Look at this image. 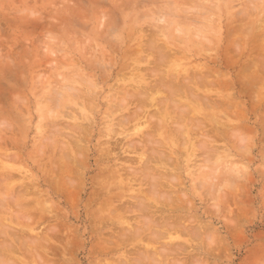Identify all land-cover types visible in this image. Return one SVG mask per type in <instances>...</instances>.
I'll return each mask as SVG.
<instances>
[{
  "label": "rangeland",
  "instance_id": "374dc122",
  "mask_svg": "<svg viewBox=\"0 0 264 264\" xmlns=\"http://www.w3.org/2000/svg\"><path fill=\"white\" fill-rule=\"evenodd\" d=\"M262 69L264 0H0V264H264Z\"/></svg>",
  "mask_w": 264,
  "mask_h": 264
},
{
  "label": "bare ground",
  "instance_id": "6f19581e",
  "mask_svg": "<svg viewBox=\"0 0 264 264\" xmlns=\"http://www.w3.org/2000/svg\"><path fill=\"white\" fill-rule=\"evenodd\" d=\"M234 30H235V29H234ZM234 35H235V34H234ZM236 35H237V34H236ZM236 35H235V36H236ZM255 36H256V35H255ZM261 37H262V36H261ZM149 38H150V36H149ZM149 38H148V39H149ZM234 38H235V37H234ZM234 38H233V40H234ZM152 39H153V38H152ZM239 39H240V38H239ZM255 39H256V38H255ZM154 40H155V39H153V41H154ZM153 41H152V42H153ZM146 42H149V41H146ZM155 42H156V41H155ZM233 42H234V41H233ZM237 42H238V41H237ZM235 43H236V42H235ZM235 43H234V44H235ZM232 44H233V43H232ZM236 44H237V43H236ZM238 44H239V43H238ZM238 44H237V45H238ZM157 46H158V45H157ZM145 47H146V46H145ZM160 47H162V46H160ZM160 47H159V48H160ZM146 48H147V47H146ZM159 48H158V49H159ZM152 49H153V48H152ZM156 49H157V48H156ZM161 49H164V48H161ZM146 50H148V48H147ZM146 50H145V51H146ZM159 50H160V49H159ZM229 50H230V49H229ZM234 50H235V48H234ZM234 50H233V52H234ZM171 51H172V50H171ZM230 51H231V50H230ZM236 51H237V50H236ZM148 52H149V51H148ZM169 53H170V52H169ZM251 53H252V52H251ZM239 54H240V53H239ZM149 55H151V54H149ZM165 55H166V54H165ZM163 56H164V54H163ZM163 56H162V57H163ZM168 56H169V54H168ZM164 57H165V56H164ZM234 57H235V56H234ZM253 58H254V57H253ZM160 59H161V58H160ZM156 60H157V59H156ZM256 60H257V59H256ZM261 60H262V59H261ZM154 61H155V60H154ZM248 61H249V60H248ZM248 61H247V64H248ZM156 62H157V61H156ZM152 63H153V62H152ZM154 64H155V63H154ZM260 65H261V63H260ZM260 65H259V66H260ZM245 66H246V65H245ZM249 66H250V65H249ZM251 66H252V65H251ZM259 66H258V67H259ZM153 67H154V66H153ZM242 67H243V66H242ZM262 67H263V66H262ZM148 68H149V67H148ZM246 68L248 69V68H250V67H246ZM246 68H245V69H246ZM149 69H150V68H149ZM153 69H154V68H153ZM155 69H156V68H155ZM245 69H244V70H245ZM156 70H157V69H156ZM258 70H259V69H258ZM262 70H263V69H262ZM158 71H159V70H158ZM189 71H190V70H189ZM263 71H264V70H263ZM163 72H164V71H163ZM203 72H204V71H203ZM193 73H194V72H193ZM204 73L206 74V72H204ZM208 73H209V72H208ZM150 74H151V72H150ZM198 74H199V73H197V75H198ZM262 74H263V73H262ZM151 75H152V74H151ZM156 75H157V74H156ZM190 75H192V74H190ZM194 75H196V73H195ZM211 75H212V74H211ZM211 75H210L209 77H211ZM158 76H159V75H158ZM205 76H206V75H205ZM213 76H214V74H213ZM159 77H160V76H159ZM159 77H158V78H159ZM180 77H181V76H180ZM158 78H157V79H158ZM171 78H172V77H171ZM194 78H195V77H194ZM194 78L191 77V79H194ZM196 78H197V76H196ZM196 78H195V79H196ZM202 78H203V77H202ZM206 78H208V77L206 76ZM159 79H160V78H159ZM173 79H174V77H173ZM197 79H198V78H197ZM174 80H175V79H174ZM183 80H184V79H183ZM183 80H181V81H183ZM188 80H189V79H188ZM199 80H200V79H199ZM202 80H203V79H202ZM202 80H200V82H202ZM205 80H207V79H205ZM166 81H167V80H166ZM166 81H165V82H166ZM168 81H169V79H168ZM181 81H180V82H181ZM185 81H186V79H185ZM185 81H184V82H185ZM193 81H194V80H193ZM180 82H179V83H180ZM197 82H198V80H197ZM197 82H196V83H197ZM203 82H204V81H203ZM206 82H208V81H206ZM158 83H159V81H158ZM166 83H167V82H166ZM181 83H182V82H181ZM181 83H180V84H181ZM153 84H154V83H152V85H153ZM229 84H230V83H229ZM183 85H184V84H183ZM207 85H208V84H207ZM211 85H212V84H211ZM149 86H150V84H149ZM161 86H162V84H161ZM202 86H203V85H202ZM154 87H156V86H154ZM200 87H201V86H200ZM162 88H163V87H162ZM172 88H173V87H171V89H172ZM188 88H191V87H188ZM168 89H169V88H167V90H168ZM171 89H170V90H171ZM180 89H181V88H180ZM149 90H150V89H149ZM161 90H162V89H161ZM161 90H159V91H161ZM167 90H166V91H167ZM175 90H176V89H175ZM175 90H173V91H174L173 94L175 93ZM177 90H178V89H177ZM191 90H192V88H191ZM243 90H244V89H243ZM147 91H148V90H147ZM168 91H169V90H168ZM262 92H263V91H262ZM188 93H189V91H188ZM188 93H187V94H188ZM175 94H176V93H175ZM192 94H193V93H192ZM192 94L189 93V97H192ZM194 94H195V93H194ZM194 94H193V95H194ZM140 95H141V94H140ZM143 95H144V94H143ZM196 95H197V94H196ZM196 95H195V96H196ZM231 95H232V94H231ZM253 95H254V94H253ZM141 96H142V95H141ZM193 97H194V96H193ZM231 97H232V96H231ZM144 98H146V96H145ZM194 98H195V97H194ZM199 98H200V97H199ZM201 98H203V97H201ZM201 98H200V99H201ZM227 98H228V97H227ZM227 98H226V99H227ZM147 99H148V98H147ZM196 99H197V98H196ZM200 99H199V100H200ZM204 100H205V98H204ZM206 100H207V99H206ZM201 101L203 102V99H202ZM207 101H208V100H207ZM210 101H211V100H210ZM134 102H135V101H134ZM138 102H139V101H137V103H138ZM204 102H205V101H204ZM218 102H219V101H218ZM263 102H264V101H263ZM131 103H132V102H131ZM214 103H215V102H214ZM242 103H243V102H242ZM135 104H136V102H135ZM203 104H206V103H203ZM219 104H220V103H219ZM222 104L225 105L224 103H222ZM230 104H233V105H234V103H230ZM236 104H237V103H236ZM226 105H227V104H226ZM237 105H238V104H237ZM219 106H220V105H219ZM258 106H259V105H258ZM225 107H227V106H225ZM231 107H232V106H231ZM238 107H239V106H238ZM152 108H153V107H152ZM139 109H140V108H139ZM149 109H150V108H149ZM133 110H135V109H133ZM229 110H231V109H229ZM135 111H136V112H139V111L141 112V110H139V111L135 110ZM129 112H130V111H129ZM131 112H132V111H131ZM140 112H139V113H140ZM149 113H150V111H149ZM186 113H187V112H186ZM242 113H243V112H242ZM184 114H185V113H184ZM134 115H135V113H134ZM186 115H188V113H187ZM186 115H185V116H186ZM123 116H124V115H123ZM125 116H126V115H125ZM142 116H143V115H142ZM126 117H127V116H126ZM132 117H133V115H132L131 118H130L131 120H133ZM238 117H239V116H238ZM177 118H178V117H177ZM126 119H128V118H126ZM178 119H179V118H178ZM188 119H189V118H188ZM242 119H245V118L242 117ZM179 120H180V119H179ZM189 120H190V119H189ZM125 122H126V121H125ZM214 123H215V121H214ZM173 124H175V123L173 122ZM118 125H119V124H118ZM176 125H177V124H176ZM180 125H181V124H180ZM194 125H195V124H194ZM205 125H206V124H205ZM205 125L203 124V126H205ZM181 126H182V125H181ZM245 126H246V125H245ZM247 126H248V125H247ZM177 127L179 128V125H177ZM198 127H200V126H198ZM238 128H239V127H238ZM181 129H182V127H181ZM181 129H180V130H181ZM228 129H229V128H228ZM228 129H227V130H228ZM199 130H200V129H199ZM212 130H213V129H212ZM218 130H219V129H218ZM231 130H232V129H231ZM234 130H235V129H234ZM234 130H233V131H234ZM112 131L115 132L114 130H112ZM183 131H184V129H183ZM229 131H230V130H229ZM233 131H230V133L233 132ZM235 131H236V130H235ZM194 132H195V131H194ZM200 132H201V130H200ZM222 132H223V131H222ZM115 133H116V132H115ZM208 133H209V132H208ZM188 134H189V133H188ZM198 134H199V132H198ZM200 134H202V133H200ZM232 134H235V133H232ZM144 135H145V134H144ZM144 135H143V136H144ZM209 135H210V134H209ZM199 136L202 137L203 135H202V136L199 135ZM206 136H207V135H205V137H206ZM234 136H235V135H234ZM210 137H211V136H210ZM229 137L232 139V136H229ZM235 137H236V136H235ZM235 137H233V138H235ZM144 138H145V137H144ZM147 138H149V137H147ZM147 138H146V139H147ZM202 138H204V136H203ZM202 138H201V139H202ZM206 138H207V137H206ZM121 139H122V138H121ZM140 139H141V138H140ZM207 139H208V138H207ZM211 139H212V138H211ZM211 139H209V140H211ZM213 139H214V138H213ZM213 139H212V140H213ZM202 140H203V139H202ZM216 140L218 141V139H215L214 142H215ZM138 141H139V140H138ZM146 141H147V140H146ZM203 141H204V140H203ZM118 142H119V141H118ZM132 142H133V141H132ZM114 143H115V141H114ZM116 143H117V142H116ZM148 143H149V142H148ZM151 143H152V145H153V149L155 150L153 142H150L149 144L151 145ZM76 144H77V143H76ZM125 144H126V143H125ZM144 144H145V143H144ZM149 144H148V145H149ZM117 145H118V144H117ZM135 145H137V144H135ZM145 145H146V144H145ZM204 145H205V144H204ZM77 146H78V145H77ZM127 146H128V145H127ZM155 146H156V145H155ZM205 146H206V145H205ZM207 146H208V144H207ZM114 147H115V146H114ZM128 147H129V146H128ZM130 147H131V146H130ZM130 147H129V149L131 150ZM136 147H137V146H136ZM136 147H135V149H136ZM157 147H159V145H158ZM213 147H215V146H213ZM150 148H151V147H150ZM150 148L148 147V149H150ZM210 148H211V147H210ZM113 149H114V148H113ZM116 149H117V148H116ZM125 149H126V148H125ZM215 149H216V148H215ZM151 150H152V149H151ZM211 150H212V149H211ZM109 151H110V150H109ZM125 151H127V150H125ZM145 151H147V150H145ZM158 151H159V150H158ZM158 151H157V152H158ZM57 152H58V151H57ZM112 152H113V151H112ZM116 152H117V151H116ZM162 152H163V151H162ZM162 152H160V154H162ZM49 153H50V152H49ZM144 153H145V152H144ZM155 153H156V152H155ZM155 153H154V154H155ZM45 154H46V152H45ZM66 154H67V153H66ZM111 154H112V153H111ZM147 154H148V153H147ZM147 154H146V155H147ZM151 154H152V153H150V155H151ZM157 154H158V153H157ZM160 154H159V155H160ZM100 155H101V154H100ZM102 155H103V154H102ZM109 155H110V154H109ZM114 155H115V154H114ZM150 155L148 154L149 157H150ZM159 155H158V156H159ZM68 156H69V155H68ZM152 156H153V155H152ZM163 156H165V155H163ZM69 157H71V156H69ZM106 157H107V156H104V159H106ZM109 157H110V156H109ZM140 157H141V156H140ZM153 157L155 158V156H153ZM160 157H161V155H160ZM121 158H122V157H121ZM118 159H120V158H118ZM126 159H128V158H126ZM146 159H148V158L146 157ZM151 159H152V158H151ZM151 159H150V160H151ZM161 159H162V158H161ZM163 159H164V157H163ZM163 159H162V160H163ZM144 160H145V159H144ZM162 160H160V161H162ZM53 161H54V159H53ZM65 161H66V159H65ZM94 161H95V160H94ZM123 161H124V159H123ZM127 161H128V160H127ZM138 161H139V160H138ZM167 161H168V157H167ZM54 162H55V161H54ZM67 162H68V161H67ZM129 162H130V161H129ZM142 162H143V161H142ZM151 162H152V160H151ZM155 162H157V161H155ZM139 163H140V162H139ZM147 163H148V162H147ZM172 163H173V162H172ZM135 164H136V163H135ZM160 164L162 165V163H160ZM110 165H112V164H110ZM145 165H146V164H143V166H145ZM52 166H53V165H52ZM55 166H56V165H55ZM121 167H122V166H121ZM145 167H146V166H145ZM150 167H151V165H150ZM54 168H55V167H54ZM56 168H57V167H56ZM147 168H149V166L146 167V170H145L146 172H147ZM122 169H123V168H122ZM131 169H132V168H131ZM135 169H137V168H135ZM135 169H134V170H135ZM144 169H145V168H144ZM149 169H150V168H149ZM152 169H153V168H152ZM54 170H55V169H54ZM157 170H158V169H157ZM165 170H166V169H165ZM105 171H106V170H105ZM120 171H121V170H120ZM124 171H125V169H124ZM143 171H144V170H143ZM149 171H150V170H149ZM154 171H155V170H154ZM55 172H56V171H55ZM64 172H65V171H64ZM135 172H136V171H135ZM139 172H140V171H139ZM131 173H132V172H131ZM149 173H150V172H149ZM158 173H159V171H158ZM162 173H164V172L162 171ZM2 174H3V173H2ZM44 174H45V173H44ZM62 174H63V173H62ZM122 174H123V173H122ZM123 175H124V174H123ZM157 175H158V174H157ZM165 175H166V174H165ZM165 175H164V176H165ZM3 176H4V175H3ZM62 176H63V175H62ZM64 176H65V175H64ZM164 176L162 175V177H164ZM167 176H170V175H167ZM171 176H172V175H171ZM174 176H175V175H174ZM7 177H8V176H7ZM162 177H161V178H162ZM172 177H173V176H172ZM5 178H6V177H5ZM5 178H4V179H5ZM149 178H150V177H149ZM166 178L168 179V177H166ZM169 178H170V177H169ZM175 178H176V177H175ZM64 179H65V177H64ZM143 179H144V178H143ZM162 179H163V178H162ZM162 179H161V180H162ZM164 179H165V178H164ZM2 180H3V179H2ZM65 180H66V179H65ZM159 180H160V178H159ZM161 180H160V181H161ZM136 181H137V179H136ZM140 181H142V180H140ZM165 181H166V180H165ZM168 181H170V180H168ZM171 182H172V181H170V183H171ZM0 183H1V182H0ZM67 183H68V182H67ZM127 183H128V182H127ZM157 183H158V182H157ZM162 183H163V182H162ZM162 183H160V184L162 185ZM172 183H174V182H172ZM172 183H171V184H172ZM34 184H35V182H34ZM64 184H66V182H65ZM155 184H156V183H155ZM23 185H24V184H23ZM67 185H68V184H67ZM134 185H136V184H134ZM134 185H133V186H134ZM161 185H159V186H161ZM173 185H174V184H173ZM27 186H29V185H27ZM22 187H23V186H22ZM146 187H147V186H146ZM24 188H25V187H23V189H24ZM152 188H153V187H152ZM3 189H4V188H3ZM15 189H16V188H15ZM29 189H31V188H29ZM93 189H94V188H93ZM145 189H146V188H145ZM147 189H148V188H147ZM147 189H146V190H147ZM150 189H151V188L149 187L148 190L150 191ZM21 190H22V189H21ZM140 190H142V189H140ZM160 190H161V189H160ZM19 191H20V190H19ZM25 191H27V190L25 189ZM93 191H94V190H93ZM144 191H145V190H144ZM149 191H148V192H149ZM151 191H153V190H151ZM154 191H155V190H154ZM157 191H158V190H157ZM0 192H2V190H0ZM15 192H17V191H15ZM22 192H23V191H22ZM141 192H142V191H141ZM161 192H162V191H161ZM164 192H166V191H164ZM13 193H14V192H13ZM17 193H19V192H17ZM144 193H145V192H144ZM171 193H172V196H174V193H173V192H171ZM36 194H37V193H36ZM159 194H162V195H163L164 193L162 192V193H159ZM167 194H168V193H167ZM176 194H178V193H176ZM40 195H41V194H40ZM61 195H62V194H61ZM169 195H170V194H169ZM1 196L3 197V192H2V194H1ZM24 196H25V195H24ZM132 196H133V195H132ZM132 196H130V198H131ZM160 196H161V195H160ZM13 197H14V196H13ZM138 197H140V196H138ZM163 197H165V195H164ZM8 198H9V197H8ZM11 198H12V196L10 197L9 201L11 200ZM112 198H113V197H112ZM135 198H136V197H135ZM3 199H4V197H3ZM87 199H90V198H87ZM114 199L116 200L117 198H114ZM138 199H139V198H136V199H134V200H138ZM143 199H144V198H143ZM143 199L141 198L142 201H143ZM162 199H163V198H162ZM173 199H174V198H173ZM6 200H7V198H6ZM139 200H140V199H139ZM141 200H140V203H142ZM166 200H167V198H166ZM166 200H165L164 202H168V201H166ZM183 200H184V199H183ZM3 201H4V200H3ZM3 201H2V202H3ZM87 201H88V200H87ZM87 201H86V202H87ZM123 201H124V200H123ZM169 201H170V200H169ZM174 201H175V200H174ZM184 201H186V200H184ZM0 202H1V201H0ZM11 202H12V201H11ZM114 202H115V201H114ZM125 202H127V201H125ZM158 202H159V201H158ZM175 202H176V201H175ZM175 202H174V203H175ZM181 202H182V201H181ZM128 203H129V202H128ZM131 203H132V202H131ZM137 204H138V203H137ZM137 204H136V205H137ZM144 204H145V203H144ZM144 204H143V205H144ZM146 204H148V203H146ZM146 204H145V205H146ZM158 204H159V203H158ZM172 204H173V203H172ZM172 204H171V205H172ZM9 205H10V202H9ZM9 205H8V207H10ZM70 205H71V204H70ZM121 205H122V204H121ZM145 205H144V206H145ZM118 206H119V205H118ZM122 206H123V205H122ZM133 206H134V205H133ZM137 206H139V204H138ZM165 206H166V205H165ZM13 207H14V206H13ZM84 207H85V205H84ZM149 207H150V206H149ZM174 207H175V206H174ZM178 207H179V206H178ZM185 207H186V206H185ZM185 207H184V208H185ZM191 207H192V206H191ZM2 208H3V207H2ZM10 208H12V207H10ZM15 208H16V207H15ZM114 208H116V206H115ZM140 208L143 209L142 206H140ZM144 208H145V207H144ZM165 208H166V207H165ZM179 208H180V207H179ZM189 208H190V207H189ZM13 209H14V208H13ZM126 209H127L128 213H129L130 210H128V207H127ZM137 209H138V208H137ZM155 209H156V207H155ZM159 209H160V207L157 208L158 211H159ZM166 209H168V208H166ZM175 209H176V208H175ZM1 210H2V209H1ZM15 210H17V209H15ZM15 210H14V211H15ZM111 210H112V209H111ZM120 210H121V209H120ZM168 210H170V209H168ZM143 211H146V210L143 209ZM147 211H148V210H147ZM160 211H161V210H160ZM0 212H1V211H0ZM162 212H163V211H162ZM3 213H6V212L3 211ZM7 213H8V212H7ZM33 213H35V212H33ZM36 213H37V212H36ZM58 213H59V212H58ZM58 213H56V215H59ZM61 213H63V212H61ZM74 213H75V212H74ZM142 213H143V212H142ZM144 213H145V212H144ZM149 213H151V212H149ZM23 214H24V213H23ZM46 214H47V213H46ZM51 214H52V213H51ZM63 214H64V213H63ZM153 214H154V213H153ZM161 214L164 215L163 213H161ZM193 214H194V213H193ZM28 215H29V213H28ZM35 215H37V214H35ZM35 215H32V214H31V216H35ZM145 215H147V214H145ZM154 215H155V214H154ZM47 216H49V215H47ZM51 216H52V215H51ZM137 216H138V215H137ZM140 216H141V215H140ZM140 216H139V217H140ZM147 216H148V215H147ZM157 216H158V215H157ZM159 216H160V215H159ZM177 216H178V215H177ZM192 216H193V215H192ZM192 216H191V217H192ZM127 217H128V216H127ZM133 217H134V216H133ZM142 217H143V215H142ZM145 217H146V216H145ZM155 217H156V216H155ZM162 217L165 218V219H164V220H161V221H165V220H167L166 218H167L168 216H167V217L162 216ZM171 217H172V216H171ZM171 217H170V218H171ZM174 217H175V216H174ZM194 217H195V216H194ZM5 218H6V217H5ZM32 218H33V217H32ZM74 218H75V217H74ZM125 218H126V217H125ZM129 218H131V217H129ZM147 218L149 219V217H147ZM163 218H161V219H163ZM180 218H181V217H180ZM180 218H179V219H180ZM6 219H7V218H6ZM134 219H135V218H134ZM155 219H156V221L158 222V219H157V218H155ZM168 219H169V218H168ZM173 219H174V218H173ZM187 219H188V218H187ZM109 220H110V219H109ZM129 220H130V219H129ZM131 220H132V219H131ZM175 220H176V219H174V221H175ZM177 220H178V218H177ZM189 220H190V219H189ZM189 220H188V221H189ZM192 220H193V218H192ZM96 221H97V219H96ZM96 221H95V222H96ZM182 221H183V219H182ZM196 221H197V220H196ZM3 222H4V221H3ZM3 222H2V223H3ZM58 222H59V221H58ZM58 222H57V223H58ZM89 222H90V221H89ZM97 222H98V221H97ZM104 222H106V220H105ZM108 222H109V221H108ZM111 222H112V220H111ZM143 222H144V221H143ZM147 222H148V220H147ZM150 222H151V221H150ZM165 222H166V223H165ZM165 222H163V223H165V224L168 223L167 221H165ZM178 222H179V221H178ZM46 223H47V222H46ZM145 223H146V222H145ZM145 223H144V226H145ZM152 223H153V222H152ZM160 223H161V222H160ZM163 223H161L160 225H162ZM171 223H172V220H171V222H170V225H168V226L166 225L167 228H171L170 230H172V228L174 229V227H175V225H176V224H175L174 227H173L172 224H173L174 222H173L172 224H171ZM175 223H176V221H175ZM186 223H187V222H186ZM196 223H197V222H196ZM199 223H200V222H199ZM199 223H198V225H199ZM55 224H56V223H55ZM98 224H99V223H98ZM100 224H101V221H100ZM100 224H99V225H100ZM158 224H159V223H158ZM178 224H179V223H178ZM182 224L184 225V222H183ZM182 224H179V228L182 226ZM188 224H189V223H188ZM4 225H6V224H4ZM46 225H48V224H46ZM59 225H61V224H59ZM66 225H67V224H66ZM101 225H102V224H101ZM62 226H63V224H62ZM64 226H65V225H64ZM69 226H70V225H69ZM69 226H68V228H69ZM95 226H96V224H95ZM171 226H172V227H171ZM185 226H186V225H185ZM191 226H192V225H191ZM200 226H201V225H200ZM2 227H5V226H2ZM2 227H1V228H2ZM65 227H66V226H65ZM101 227H102V226H101ZM115 227H116V226H115ZM139 227H141V226H139ZM161 227H162V226H161ZM164 227H165V226H164ZM183 227H184V226H183ZM196 227H197V225H196ZM198 227H199V226H198ZM11 228H13V227H11ZM11 228H9V229H11ZM53 228H54V227H53ZM55 228H56V227H55ZM57 228H58V227H57ZM116 228H117V227H116ZM131 228H132V225H131ZM141 228H142V227H141ZM141 228H140V229H141ZM144 228H145V230H146V227H144ZM165 228H166V227H165ZM179 228H177V229H179ZM185 228H189V225L186 226ZM193 228H195V227L193 226ZM193 228H192V229H193ZM63 229H64V228H63ZM63 229H62V230H63ZM65 229H66V228H65ZM96 229H97V226H96ZM96 229H95V230H96ZM98 229H99V228H98ZM98 229H97V230H98ZM113 229H114V226H113ZM137 229H138V228H137ZM177 229H176V231H177ZM180 229H181V228H180ZM69 230H71V229H69ZM74 230H75V229H74ZM74 230H73V231H74ZM117 230L120 231L119 228H118ZM134 230H136V227H135ZM143 230H144V229H143ZM163 230H164V229H163ZM170 230H169V231H170ZM186 230H187V229H186ZM196 230H197V229H196ZM8 231H9V230H8ZM8 231H7V232H8ZM57 231H58V230H57ZM67 231H68V230H67ZM112 231H115V230H112ZM150 231H151V229H150ZM164 231H165V230H164ZM182 231H183V230H182ZM23 232H24V231H23ZM27 232H28V230H27ZM70 232H71V231H70ZM70 232H69V234H70ZM120 232H121V231H120ZM120 232H118L119 235H120ZM129 232H130V231H129ZM152 232H154V230H153ZM174 232H175V231H174ZM178 232H179V231H178ZM180 232H181V231H180ZM190 232H191V230H190ZM64 233H65V232H64ZM92 233H93V231H92ZM107 233H108V232H107ZM130 233H132V232H130ZM134 233H135V232H134ZM157 233H158V232H157ZM183 233L185 234L184 231H183ZM192 233H195V232H192ZM7 234H9V233H7ZM116 234H117V232H116ZM137 234H138V232H137V230H136V234H135V235L137 236ZM155 234H156V232H155ZM155 234H153V235H155ZM160 234H161V232H160ZM162 234H163V233H162ZM186 234H187V233H186ZM189 234H190V233H189ZM3 235H4V234H3ZM48 235H49V234H48ZM106 235H107V234H106ZM110 235H112V234L110 233ZM121 235H122L121 237H123V238H124V236H126V235H123V234H121ZM133 235H134V234H133ZM148 235H149V234H148ZM164 235H166V234L164 233ZM164 235H162V236H164ZM179 235H180V234H179ZM0 236H1V235H0ZM9 236H10V235H9ZM104 236H105V235H104ZM108 236H109V233H108ZM108 236H107V237H108ZM127 236H128V234H127ZM136 236H135V237H136ZM145 236H146V235H145ZM4 237H5V236H4ZM4 237H3V238H4ZM13 237L15 238V235H14ZM17 237H18V236H17ZM40 237H41V236H40ZM63 237H64V236H63ZM77 237H78V236H77ZM142 237H143V236H142ZM149 237H150V236H149ZM152 237H153V236L151 235V238H152ZM1 238H2V237H1ZM74 238H75V237H74ZM125 238H126V237H125ZM130 238H131V237H130ZM145 238H146V237H145ZM147 238H148V237H147ZM154 238H155V239H158L156 236H155ZM154 238H153V239H154ZM161 238H163V237H161ZM64 239H65V238H64ZM64 239H63V240H64ZM134 239H135V238H134ZM171 239H172V238H171ZM2 240H3V239H2ZM20 240H21V239H20ZM144 240H145V239H144ZM144 240H143V241H144ZM149 240H150V239H149ZM173 240H174V239H173ZM7 241H8V240H7ZM156 241H157V240H156ZM5 242H6V241H5ZM5 242H4V243H5ZM105 242H106V241H105ZM123 242H124V241H123ZM127 242H129V241H127ZM154 242H155V241H154ZM4 243H2L3 246H6V248H8V247H9V246H7L8 243L6 242L5 245H4ZM10 243H11V242H10ZM23 243H24V242H23ZM108 243H111V242L109 241ZM120 243H121V242H120ZM178 243H179V242H178ZM11 244H12V243H11ZM15 244H16V243H15ZM24 244H25V243H24ZM155 244H156V243H155ZM170 244H171V243H170ZM174 244H175V243H174ZM195 244H196V243H195ZM12 245H13V244H12ZM16 245H17V244H16ZM107 245H108V244H107ZM112 245H113V244H112ZM138 245H139V244H138ZM178 245L180 246V244H178ZM1 246H2V245H1ZM1 246H0V248H1ZM20 246H21V245H20ZM142 246H143V245H142ZM163 246H164V245H163ZM167 246H168V243H167ZM22 247H23V246H22ZM22 247H21V250L23 249ZM47 247H48V246H47ZM135 247H136V246H135ZM139 247H140V246H139ZM180 247H181V246H180ZM182 247H183V246H182ZM10 248H14V247H11V245H10ZM25 248H26V246H25ZM25 248H24L23 250H26ZM140 248H141V247H140ZM163 248H164V247H163ZM169 248L171 249L172 247H169ZM175 248H176V246H175ZM175 248H173V249H175ZM183 248H184V247H183ZM190 248H191V247H190ZM15 249H16V248H15ZM137 249H138V248H137ZM141 249H142V248H141ZM170 249H169V250H170ZM181 249H182V248H181ZM186 249H187V248H186ZM192 249H193V248H192ZM0 250H1V249H0ZM8 250H9V249H8ZM93 250H95V249H93ZM98 250H99V249H98ZM116 250H117V248H116ZM178 250H179V249H178ZM184 250H185V248H184ZM184 250H183V251H184ZM187 250H188V249H187ZM189 250H190V249H189ZM189 250H188V251H189ZM2 251H3V249H2ZM6 251H7V250H6ZM14 251H16V250H14ZM99 251H100V250H99ZM110 251H111V250H110ZM148 251H149V250H148ZM181 251H182V250H181ZM181 251H180V252H181ZM43 252H44V251H43ZM57 252H58V251H57ZM135 252L137 253L136 250H135ZM176 252H177V251H175V253H176ZM0 253H1V252H0ZM12 253H13V251H12ZM23 253H25V251H24ZM23 253H22V254H23ZM103 253H104V252H103ZM132 253H133V251H132ZM136 253H135V254H136ZM171 253H172V252H171ZM173 253H174V252H173ZM175 253H174V254H175ZM2 254H3V253H2ZM44 254H45V253H44ZM50 254H51V253H50ZM138 254H139V253H138ZM177 254H178V252H177ZM177 254H176V255H177ZM179 254H181V253H179ZM186 254H187V253H186ZM3 255H4V254H3ZM55 255H56V254H55ZM136 255H137V254H136ZM181 255H182V254H181ZM6 256H7V255H6ZM6 256H5V257H6ZM47 256H48V255H47ZM139 256H142V254L139 255ZM149 256H150V255H149ZM193 256H194V255H193ZM1 257H3V256H1ZM150 257H151V256H150ZM150 257H149V258H150ZM173 257H174V255H173ZM184 258H185V257H184ZM184 258H183V259H184ZM192 258H193V257H192ZM174 259H175V258H173V261H174ZM185 259H186V258H185ZM185 259H184V260H185ZM189 259H190V258H189ZM193 259H194V258H193ZM8 260L10 261V257H9ZM46 260H47V259H46ZM55 260H56V259H55ZM57 260H58V259H57ZM140 260H141V258H140ZM140 260H139V261H140ZM150 260H151V259H150ZM152 260H153V259H152ZM159 260H160V259H159ZM177 260H178V259H177ZM184 260H183V261H184ZM186 260H187V259H186ZM197 260H198V259H197ZM5 261H6V260H5ZM52 261H53V260H52ZM122 261H123V259H121V262H120V263H122ZM135 261L137 262L136 259H135ZM153 261H154V260H153ZM155 261H156V263L158 264L159 261L157 262V259H156ZM155 261H154V262H155ZM178 261H179V260H178ZM180 261H181V260H180ZM191 261H192V260H191ZM195 261H196V260H195ZM195 261H194L195 264H196L197 262H199V261H196V262H195ZM1 262H2V261H1ZM10 262H11V261H10ZM46 262H47V261H46ZM55 262H56V261H55ZM60 262H61V261H60ZM124 262H125V261H123V263H124ZM2 263H4V262H2ZM2 263H1V264H2ZM14 263H16V262H14ZM62 263H63V262H62ZM128 263H129V262H128ZM150 263H152V262H150ZM179 263H180V262H179ZM194 263H193V264H194ZM9 264H12V262L9 263ZM46 264H47V263H46ZM104 264H106V263H104ZM117 264H119V263L117 262ZM132 264H133V263H132ZM148 264H149V263H148Z\"/></svg>",
  "mask_w": 264,
  "mask_h": 264
}]
</instances>
